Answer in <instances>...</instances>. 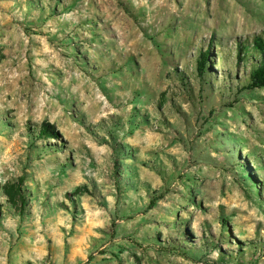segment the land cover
Returning a JSON list of instances; mask_svg holds the SVG:
<instances>
[{"label":"rangeland","instance_id":"rangeland-1","mask_svg":"<svg viewBox=\"0 0 264 264\" xmlns=\"http://www.w3.org/2000/svg\"><path fill=\"white\" fill-rule=\"evenodd\" d=\"M261 33L264 0H0V264H264Z\"/></svg>","mask_w":264,"mask_h":264},{"label":"trees","instance_id":"trees-1","mask_svg":"<svg viewBox=\"0 0 264 264\" xmlns=\"http://www.w3.org/2000/svg\"><path fill=\"white\" fill-rule=\"evenodd\" d=\"M240 53L243 55H249L253 53L254 64L250 69V74L245 80V89L257 90L264 89V33L253 36L249 40L242 42L238 48V56L241 58ZM208 53L202 54L198 62V72L202 75L206 69V63L208 61ZM10 199H13V194L7 193ZM161 198L153 200L154 202L159 201Z\"/></svg>","mask_w":264,"mask_h":264}]
</instances>
